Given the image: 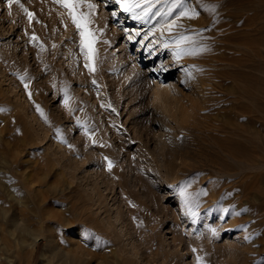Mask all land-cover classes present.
I'll return each instance as SVG.
<instances>
[{"label": "rangeland", "instance_id": "1", "mask_svg": "<svg viewBox=\"0 0 264 264\" xmlns=\"http://www.w3.org/2000/svg\"><path fill=\"white\" fill-rule=\"evenodd\" d=\"M125 2L91 0L86 54L57 0H0V157L25 203L1 201L30 231L18 264L42 262L45 240L30 244L49 211L110 264H264V0H183L189 16L131 0L154 5L143 19ZM1 223L10 246L12 214Z\"/></svg>", "mask_w": 264, "mask_h": 264}, {"label": "bare ground", "instance_id": "2", "mask_svg": "<svg viewBox=\"0 0 264 264\" xmlns=\"http://www.w3.org/2000/svg\"><path fill=\"white\" fill-rule=\"evenodd\" d=\"M186 47H188V46H186ZM174 54H175V52L174 53H171L172 56H174ZM176 56L177 55H175V57H174V58H176L174 64L175 65H178V67L179 66H183L185 63L179 65L180 63H182V61H181V59L180 60L177 59ZM191 69H193V67ZM183 70H185V69L183 68ZM180 71H182V70H180ZM197 72H199V71H197ZM196 76H197V73L195 71H193V77H191V78H192V81H193V83L195 85V91L196 92H199V93H203V84H204V81L203 80H198V79L196 80L195 79ZM195 95H197V94H195ZM117 105H118V103H117ZM204 105H206L205 102L203 103L202 107ZM119 114H120V112H119ZM201 116L202 115H200V117ZM121 117L122 116L117 115V118L116 119H121ZM203 117L204 116H202L201 119H203ZM206 118H207V116H206ZM208 122L209 121H207V123ZM190 123H191V125H189V126H191L190 129H189L190 131H191V129L192 130H202V131L205 130L206 131V128L207 127H205V125L202 124V120H200L199 117L196 118V119H194L192 122L190 121ZM219 126L220 125H218V131H220ZM208 128L210 130H213L214 129V127H212L213 129L211 127H208ZM227 128L229 130H231V128H229V127H227ZM241 128H243V127L236 126V128H233L234 129V132H235L234 135L237 134L239 136V134L242 131ZM243 129L245 130V128H243ZM224 130L227 131V129H224ZM223 131H221V132H223ZM210 133H212V132H210ZM217 134H219V133H217ZM218 138H220V137H218ZM255 138H256V136H255ZM252 142H254V141H252ZM238 157H240V156H238ZM25 166H26V164H25ZM8 169H10L9 168V165L7 164V162L5 161V159H3L2 157H0V233H2V231H5V230H3V226L1 225L2 224L1 221L5 220L7 217H9L10 213L12 214L13 221H14V228L9 230V233L12 236L11 238L13 239L12 242H11V244H10V246H8L7 244L6 245L3 244V240H2V237L3 236H0V251L3 252L5 250V253H1L0 252L2 254V256L4 257V260H1L0 259V264L2 263V261H6L5 264H7V263L8 264H18V261H19V258L18 257H20L19 256V251L20 250L18 248L19 243H20V240H21L20 235L22 233H26V231H29V230H28V223H26L24 220H22L21 218H19V214L14 213L11 210V207L10 208L5 207L4 205H6V204L3 205L2 201H1L2 198H5V200L7 199L11 203L14 202L15 204H18V205H24V203H25L24 200H23V196L20 195L19 188L16 187L12 183V181H9L8 180V178L10 177V175L8 174V171H9ZM23 169H24V167H23ZM38 189H39V187H38ZM214 194L215 193H213V195ZM42 201L46 205V202L47 201H45V200H42ZM47 204L48 205H47L46 208L48 209L52 205V202L51 201L50 202H47ZM45 216H46L45 219L47 221H49V225H50V228L51 229H49V230H43L42 229V230H38V232H35L34 241L32 242V244H30V245H32L31 248L34 249L35 246H36V244L38 243V241L40 239H44L45 240V246H44V249H43L44 251L42 253V262L40 264L45 263V261H47V260H48V264H110L105 259V256L102 255L101 253H99L100 251H99V246L98 245L94 246V248H93L92 247L93 245L91 246L90 243H88L89 241H87L88 239H86V237H85L86 230L82 229L81 224H74L76 222L71 218V216H70L69 213L64 212V213H61V214H55L54 212H50L49 211L47 213V215H45ZM55 223L58 226L55 227L54 226ZM6 243H7V241H6ZM95 247H97V248H95ZM50 249H52V251L50 253L51 256L48 257L47 251L50 250ZM122 256H124V255H122Z\"/></svg>", "mask_w": 264, "mask_h": 264}, {"label": "snow or ice", "instance_id": "3", "mask_svg": "<svg viewBox=\"0 0 264 264\" xmlns=\"http://www.w3.org/2000/svg\"><path fill=\"white\" fill-rule=\"evenodd\" d=\"M19 3V0H8V6L9 8L12 7L13 3ZM58 3L62 5L65 9H67L68 16L71 18L72 23L75 25V27L79 30L80 36L82 38V47L86 49V54L95 52V49L93 47L95 37L92 34L90 30V25L92 23V13L96 8V5L91 3V0H57ZM154 5L151 3L148 4L147 7H142V5L138 2H131V0H126L125 2V10L126 11H133L136 8H141L143 12V16L136 15L137 19H143L147 17L149 14H151V9ZM20 7L24 9L25 12H27L29 18L31 19L33 17V13L28 12L26 8L22 4H20ZM165 7L167 8V14H171L175 9L182 8V11L179 13V16H189L191 13L192 15H197L198 13L195 12L194 9L189 8L187 5L183 4V0H172L171 4H166ZM156 15H159L160 13H155ZM179 16L177 19H179ZM176 21H172L167 25V28L169 31L173 28ZM35 38V37H34ZM181 40H185L186 38L181 37ZM187 50L184 48L178 47L176 50L177 59H179L181 53L186 52ZM87 66V65H86ZM95 70L94 68L92 69ZM27 87V85H26ZM67 102V97H66ZM37 109L41 112V115H44L43 110L40 109L39 105H37ZM0 111H3V109H0ZM45 119L47 117L45 116ZM93 143H95V140H93ZM109 170L112 168V163L109 161L108 163ZM215 231V229H213ZM195 251V249L193 250ZM198 261L201 260L200 257H197Z\"/></svg>", "mask_w": 264, "mask_h": 264}]
</instances>
